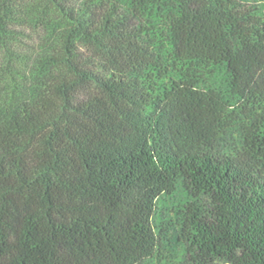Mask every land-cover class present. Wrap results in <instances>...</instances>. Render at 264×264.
I'll return each mask as SVG.
<instances>
[{
    "label": "trees",
    "instance_id": "1",
    "mask_svg": "<svg viewBox=\"0 0 264 264\" xmlns=\"http://www.w3.org/2000/svg\"><path fill=\"white\" fill-rule=\"evenodd\" d=\"M0 264H264V0H0Z\"/></svg>",
    "mask_w": 264,
    "mask_h": 264
}]
</instances>
